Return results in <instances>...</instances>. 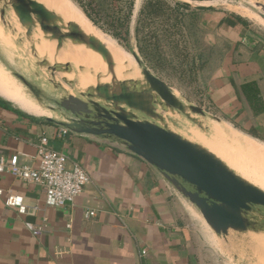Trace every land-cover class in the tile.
<instances>
[{
	"label": "crops",
	"instance_id": "obj_1",
	"mask_svg": "<svg viewBox=\"0 0 264 264\" xmlns=\"http://www.w3.org/2000/svg\"><path fill=\"white\" fill-rule=\"evenodd\" d=\"M229 15L200 12L192 17L200 91L185 98L233 127L246 125L245 131L254 128L260 133L264 130V35L250 20L235 31L223 23ZM12 85L13 91L0 79V157L18 155L21 163L36 168L37 145L46 137L52 148L68 156L70 168L78 163L87 171L91 183L72 205L49 208L40 186L0 174L4 192L0 264H198L197 212L156 168L105 141L73 133L62 136L63 128L36 118L44 114L42 108ZM245 86L251 87L246 90L248 98ZM251 104L256 108L260 104L263 112L255 114ZM54 120L65 122L61 116ZM218 134L215 131L209 138L198 131L199 137L222 150ZM246 137L245 146L264 155L260 149L264 143ZM8 194L23 198L26 214L5 204ZM90 211L95 215L87 218ZM34 228H41V233L35 234Z\"/></svg>",
	"mask_w": 264,
	"mask_h": 264
},
{
	"label": "water",
	"instance_id": "obj_2",
	"mask_svg": "<svg viewBox=\"0 0 264 264\" xmlns=\"http://www.w3.org/2000/svg\"><path fill=\"white\" fill-rule=\"evenodd\" d=\"M178 2L198 13L217 10L214 5L198 4L192 0ZM0 4L3 25L6 26L5 15L11 7L26 30V37L32 40L36 56L34 35L40 30L46 40L57 44L58 50L71 43L94 51L102 58L113 78L112 86L85 89L82 93L85 100L80 99L79 95L69 94L59 101L52 99V105H49L41 101V92L22 75L12 72L0 56V64L30 90L40 106L51 114L61 116L65 122L55 121L53 115V118H39L22 110L24 113L50 123L55 122L69 133L119 146L142 159L156 168L183 198L199 210L217 236L226 237L231 231L239 234L264 233V190L238 175L207 148L165 126L166 115L169 114L184 116L203 132L204 122L194 116L218 124L225 121L175 93L166 81L144 66L135 53L134 60L143 68L147 88L136 91L131 87L132 81L118 80L116 63L108 48L76 24H65L62 18L42 3L36 0H0ZM260 17L264 19L263 14ZM41 65L48 67L53 74L69 69L68 65L64 69L60 65L52 67L47 60L42 61ZM64 82L70 81L64 79Z\"/></svg>",
	"mask_w": 264,
	"mask_h": 264
},
{
	"label": "rangeland",
	"instance_id": "obj_3",
	"mask_svg": "<svg viewBox=\"0 0 264 264\" xmlns=\"http://www.w3.org/2000/svg\"><path fill=\"white\" fill-rule=\"evenodd\" d=\"M39 1L48 6L58 8L70 21L82 27L90 36L103 43L115 60L116 70L126 69L136 77L140 75L137 63L132 56L135 53L141 58L144 66L150 69L153 74L161 79L169 80L172 86L177 87L176 89L178 90L181 89L179 91L183 90V94L179 92L183 99L188 97V95L189 97L190 95L194 97L198 95L197 91L200 90L196 87L199 85V64H196L197 61L195 59L197 49L194 46L193 33L195 29L193 24L195 21H193L192 17H187L183 26L175 25V14L172 18L163 17L155 21L146 18L139 24V14L146 0H135L129 36H127L126 41L121 42V40L112 35L110 24L121 17L124 12L114 11L112 9L113 5L109 4V2L105 5V8H109L107 10L104 9L101 15L97 17L100 23L94 26L82 11L83 9L81 10L78 7L80 5L76 0ZM101 1L103 2V0H98V2ZM161 1L167 2L171 7H175L174 3L178 2V0ZM179 1L190 2V0ZM193 2L214 5L217 10L212 12H223L227 15L234 13L242 16L250 20L257 31L264 35V19L260 17V14L264 15V0ZM1 6L2 4H0V8ZM5 23L6 26L0 20V56L2 61L12 72L22 75L41 92L40 98L43 103L52 105V99L59 101L61 97L69 94L79 95L80 99L85 100L82 94L85 89L100 86L92 74L91 66L88 63L87 55L89 53L84 54L86 53L85 50H77V46L74 47L71 43L65 44L61 50H58L55 42L44 41V46L50 43L53 45L52 49L46 46L49 50L48 54L44 55L45 60L49 61L51 59L49 62L54 61V58L56 59L61 52L65 56L67 63L75 71L76 79L73 78L69 83H65L61 74H53L48 67L41 65L44 59H40L35 55L32 40L30 41L26 37V30L19 21L16 22L11 7L7 9ZM17 23L19 25L18 29L15 27ZM35 38L38 39L37 35ZM51 44L49 46H52ZM51 50H55V53ZM36 54L38 55V52ZM96 58L99 59L101 57L96 54ZM101 61L107 71V66L102 58ZM0 68L13 79L16 87L20 88L31 101L41 105L30 90L12 77L10 72L5 67L3 68L1 64ZM121 75L123 76V74ZM1 79L5 81V87L10 88L11 91L15 90V86L13 87L9 82L11 79L7 77H2ZM193 103L200 106L199 102L193 101ZM206 111L208 110L206 109ZM43 113L47 116L51 115L46 110ZM52 115L56 117L55 114ZM194 117L204 122L205 132L181 115H166L165 126L197 144L215 150L217 155L234 172L252 184L264 189V155L258 156L245 146L242 141V139L247 138V134L243 132L245 131L244 128L248 129L249 126L243 124L245 126H241V128H234L228 122L218 124L201 117ZM223 129L228 131L224 132ZM198 131L209 138L213 136L215 131H218V147L226 150V152L216 150L214 146L203 138V135L198 136ZM260 133L264 135V130ZM260 149L264 153V146ZM194 208L199 218V223H195L194 227L198 239L196 248L198 264H264V233L262 235L239 234L231 231L228 236L219 237L206 224L199 210L196 207ZM262 216L264 217V213Z\"/></svg>",
	"mask_w": 264,
	"mask_h": 264
},
{
	"label": "built area",
	"instance_id": "obj_4",
	"mask_svg": "<svg viewBox=\"0 0 264 264\" xmlns=\"http://www.w3.org/2000/svg\"><path fill=\"white\" fill-rule=\"evenodd\" d=\"M69 134L66 129L62 136ZM38 167L21 163L18 155L9 158L0 157V174H8L29 185L40 186L45 195V203L49 208H63L72 205L83 193L85 187L91 183L87 171L78 163L69 167L68 156L51 147L49 139L41 138L37 145ZM4 192L0 190V195ZM5 204L18 210L21 215L26 214L27 207L21 196L8 194ZM95 212L86 213L87 218L94 217ZM34 233H41V228H34Z\"/></svg>",
	"mask_w": 264,
	"mask_h": 264
},
{
	"label": "trees",
	"instance_id": "obj_5",
	"mask_svg": "<svg viewBox=\"0 0 264 264\" xmlns=\"http://www.w3.org/2000/svg\"><path fill=\"white\" fill-rule=\"evenodd\" d=\"M76 1L79 3L80 7L83 9L86 16L94 25L95 24L98 25L100 23V20L97 17L101 15V12L104 9L107 10L109 8V7L105 8V5L108 2L109 4L113 5L112 9H114V11L117 10L124 12L123 15H121V17L117 18L116 20L113 21V23L110 24V28L112 31L111 32L112 35L118 38L119 40H121V42L127 40V36H129L130 23L133 15L135 0H103V2L102 1L98 2V0H76ZM193 1L204 2V1H212V0H193ZM174 6L175 7L172 6L173 7L172 8L170 4H168L167 2H163L161 0H146L140 11L138 22L140 24V22L142 20H145L146 18L151 19L153 21L163 17H167V19H169L172 18V16L175 14V18H174L175 25L183 26L184 20L187 17H194L197 14V12L187 8L185 5H183L180 2H175ZM223 23L224 24L227 23L235 31L238 30L239 26L249 25L248 20L234 13L230 14L229 20H226V22L223 21ZM123 29L125 30L124 32ZM0 76H2L1 73ZM248 88L251 87L245 86L243 89V92L245 93V96L247 98L250 97L248 95V92H246ZM258 105L256 108L255 105L251 104V107L253 111H255V114L263 112L261 110V105L259 106L260 107L259 109H258ZM245 132L264 142V135L260 134L258 130L252 128L251 130Z\"/></svg>",
	"mask_w": 264,
	"mask_h": 264
},
{
	"label": "bare ground",
	"instance_id": "obj_6",
	"mask_svg": "<svg viewBox=\"0 0 264 264\" xmlns=\"http://www.w3.org/2000/svg\"><path fill=\"white\" fill-rule=\"evenodd\" d=\"M40 3H42L43 5H45L50 11L54 12L57 16H59L60 18L63 19L64 23L67 24V23H73L72 21H70L68 19V17L61 11L59 10L58 8H55V7H52V6H48L46 5L45 3L39 1V0H36ZM14 17L16 19V22L17 21V18L14 14ZM78 26V25H77ZM15 27L18 29L19 28V25L17 23V25H15ZM80 27V26H79ZM80 29L84 31V29L82 27H80ZM87 35H89L87 32H85ZM37 35L38 39L35 38V36ZM90 36V35H89ZM43 33L38 30L37 32H35V35H34V45H35V51L38 52V57L40 59H44V55L45 54H48V50L49 48L47 49V47H50V49H52L53 45L52 46H49V45H46L44 46V41H46V39L43 40ZM50 42V41H49ZM48 43V42H47ZM45 43V44H47ZM53 43V42H52ZM55 45V44H54ZM75 47V46H74ZM55 49H56V46H55ZM82 49V50H81ZM77 50H85L86 53L84 54H87L89 53L87 56H88V63L89 65L91 66V70H92V74L93 76L95 77V79L97 80V82L100 84V86H104V85H109V86H112L113 84V78H112V74H110L109 72H107L105 70V68L103 67V63L101 61V58H96V54L94 51L90 50V49H87L85 46H77ZM51 51H54L55 53V50H51ZM58 51V50H57ZM53 54V53H52ZM56 54H58V52H56ZM49 56V55H48ZM55 56V55H54ZM54 56H52L54 58ZM133 56V55H132ZM134 58V57H133ZM51 60V59H50ZM49 60V61H50ZM48 61V62H49ZM50 66H56V65H60L63 67L67 66L69 67V69L66 71V70H61L59 72H56L58 74H61L62 75V78L65 79V80H69L71 81V79L75 78L76 79V73L75 71L70 67V65L67 63V61L65 60V56L60 52L56 59L54 58V61H51L49 62ZM2 66V65H1ZM138 68H139V73L140 75H138L137 77L132 75L131 73H129L128 70L126 69H122L121 71L119 70H116V76H117V79L120 80V81H124V80H128V81H132V85L131 87L133 89H135L136 91H142L144 90L145 88H147V81L143 75V68H141L138 64H137ZM4 68V66H3ZM0 73L2 74V76H0V79L2 77H7L9 79H11V81H9L11 83V85L13 84V79L10 78L8 75H6V73L4 72V70L2 68H0ZM123 74V76L121 75ZM12 76V75H11ZM14 86V85H12ZM22 91V90H21ZM23 92V91H22ZM24 93V92H23ZM14 103V102H13ZM37 104V103H36ZM39 105V104H37ZM40 106V105H39ZM42 108V110L44 111L45 109L40 106ZM51 114V113H50ZM39 118H53L52 117V114L50 116H47L45 114L43 115H37ZM224 132L228 131L227 129H223ZM189 140V139H188ZM191 141V140H190ZM243 141V140H242ZM194 142V141H192ZM196 143V142H195ZM244 143V142H243ZM215 154V153H214ZM216 155V154H215ZM217 156V155H216ZM219 157V156H217ZM220 158V157H219ZM221 159V158H220ZM222 160V159H221ZM263 189V188H262ZM264 190V189H263Z\"/></svg>",
	"mask_w": 264,
	"mask_h": 264
}]
</instances>
